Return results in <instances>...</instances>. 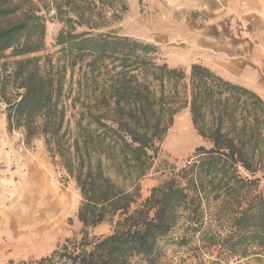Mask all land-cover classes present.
<instances>
[{
	"label": "trees",
	"instance_id": "16d2710c",
	"mask_svg": "<svg viewBox=\"0 0 264 264\" xmlns=\"http://www.w3.org/2000/svg\"><path fill=\"white\" fill-rule=\"evenodd\" d=\"M43 7L0 0V101L8 131L20 130L26 143L42 139L75 182L82 226L49 254L8 264H131L137 256L155 263L159 242L174 230L178 245L196 240L224 260L264 256V99L201 63L187 72L169 66L152 44L76 33L85 22L75 0H54L63 23L55 43L65 60L54 61L40 54ZM78 61L90 81L67 104L65 73ZM182 106L207 145L165 169L166 178L138 202ZM105 222L108 234H91Z\"/></svg>",
	"mask_w": 264,
	"mask_h": 264
},
{
	"label": "rangeland",
	"instance_id": "374dc122",
	"mask_svg": "<svg viewBox=\"0 0 264 264\" xmlns=\"http://www.w3.org/2000/svg\"><path fill=\"white\" fill-rule=\"evenodd\" d=\"M33 1L44 5L46 32L40 54H51L54 61L62 63L65 60L55 37L63 23L54 11V0ZM75 1L83 9L85 22L76 33L128 37L152 44L157 48V59L169 66L187 72L191 64L201 63L264 99V0H110L107 4ZM87 70L79 61L67 68L65 88L71 87L67 104L78 98L77 85L90 81ZM6 107L0 101V249L5 254L0 264L45 256L64 239L78 236L82 226L77 219L80 195L75 182L52 161L42 139L26 143L20 130L8 131ZM71 112L69 109L68 115ZM203 144L207 145L195 130L188 107H180L152 171L140 183L138 202L166 178L165 169L182 165ZM44 178L68 204L59 217H51L46 209L49 198H43L40 186ZM49 221H55L51 228ZM111 228V223L105 222L91 229V234L105 235ZM178 235L179 231L174 230L159 242L155 263H149L152 258L137 256L131 264H264L262 255L224 260L217 251L207 253L196 240L187 246L178 245ZM10 252L11 258H7Z\"/></svg>",
	"mask_w": 264,
	"mask_h": 264
},
{
	"label": "bare ground",
	"instance_id": "6f19581e",
	"mask_svg": "<svg viewBox=\"0 0 264 264\" xmlns=\"http://www.w3.org/2000/svg\"><path fill=\"white\" fill-rule=\"evenodd\" d=\"M214 52V51H213ZM41 188L44 190L41 191L43 194V198H49L46 201V209L50 212V216L57 214L58 217L61 216L63 211H65L68 207L66 199L56 191L55 188L51 186L46 178L42 179L40 182ZM52 192V193H51ZM55 221H49L48 226L51 228L53 227Z\"/></svg>",
	"mask_w": 264,
	"mask_h": 264
},
{
	"label": "crops",
	"instance_id": "0c3cea01",
	"mask_svg": "<svg viewBox=\"0 0 264 264\" xmlns=\"http://www.w3.org/2000/svg\"><path fill=\"white\" fill-rule=\"evenodd\" d=\"M35 172H39L38 170H36ZM40 173V172H39ZM40 175L41 176H43L41 173H40ZM35 178V177H34ZM36 178H39V177H36ZM49 232H51V230L49 231ZM0 236H1V234H0ZM17 247L16 248H18L19 246L18 245H16ZM14 249H12V251L13 250H15V247H13ZM11 254H12V252H10L9 254H8V257L7 258H11ZM15 254H16V252H15ZM14 254V255H15ZM13 256V255H12ZM5 257V254H4V252L2 251V249H0V261H2V259Z\"/></svg>",
	"mask_w": 264,
	"mask_h": 264
}]
</instances>
